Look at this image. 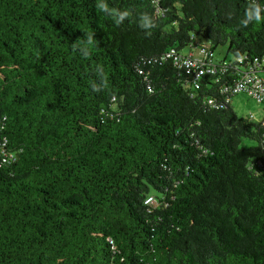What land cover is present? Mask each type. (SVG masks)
<instances>
[{
    "label": "trees",
    "instance_id": "trees-1",
    "mask_svg": "<svg viewBox=\"0 0 264 264\" xmlns=\"http://www.w3.org/2000/svg\"><path fill=\"white\" fill-rule=\"evenodd\" d=\"M254 65L264 0H0V264H264Z\"/></svg>",
    "mask_w": 264,
    "mask_h": 264
},
{
    "label": "built area",
    "instance_id": "built-area-1",
    "mask_svg": "<svg viewBox=\"0 0 264 264\" xmlns=\"http://www.w3.org/2000/svg\"><path fill=\"white\" fill-rule=\"evenodd\" d=\"M167 56L173 60V63L178 67H184L188 69H197L199 74L214 73L215 67H209L212 56L208 58L205 52L202 57L196 58L193 53H181L176 49H169ZM239 62L243 61L242 57H238ZM228 65H231V59L225 60L219 67V72L224 73ZM258 65L251 66L243 70L242 76L236 78L233 83H229L222 88L223 93H237L243 92L250 96L252 99L259 103L264 104V77L256 71ZM196 86L198 87L197 83ZM264 123V120L262 121Z\"/></svg>",
    "mask_w": 264,
    "mask_h": 264
},
{
    "label": "rangeland",
    "instance_id": "rangeland-1",
    "mask_svg": "<svg viewBox=\"0 0 264 264\" xmlns=\"http://www.w3.org/2000/svg\"><path fill=\"white\" fill-rule=\"evenodd\" d=\"M183 53H193L196 58H200L203 55V52L198 48L188 47L182 50ZM212 56L214 61H219L227 57L231 58V55H227V47L226 46H218L213 52ZM264 75V73H263ZM231 106L233 110L239 117L247 118L250 114H253L255 120L263 121L264 118V110L260 103L255 101L254 99L248 97L247 95L241 93L232 98ZM242 145L245 147L254 145L253 141L249 139H243Z\"/></svg>",
    "mask_w": 264,
    "mask_h": 264
}]
</instances>
